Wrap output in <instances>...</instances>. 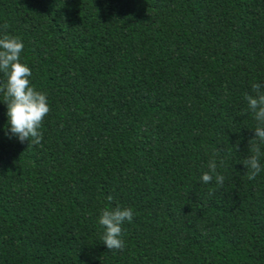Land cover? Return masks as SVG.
I'll return each instance as SVG.
<instances>
[{"label":"trees","instance_id":"trees-1","mask_svg":"<svg viewBox=\"0 0 264 264\" xmlns=\"http://www.w3.org/2000/svg\"><path fill=\"white\" fill-rule=\"evenodd\" d=\"M5 33L51 111L29 145L0 94V264H264V170L241 163L264 0H0ZM214 152L223 186L202 181Z\"/></svg>","mask_w":264,"mask_h":264},{"label":"clouds","instance_id":"clouds-1","mask_svg":"<svg viewBox=\"0 0 264 264\" xmlns=\"http://www.w3.org/2000/svg\"><path fill=\"white\" fill-rule=\"evenodd\" d=\"M3 27L7 29L8 26L5 24ZM23 50L24 43L19 36L0 35V73L6 78L0 80V94H3V101L7 104L9 136L18 137L20 142L29 141V145H39L43 139L40 129L51 108L47 94L31 84L32 69L21 61ZM251 87L253 94H245V99L257 124L254 127L255 136L249 141L252 155L241 163L247 167L248 178L255 179L264 170L261 164V157L264 156L261 150V145H264V84L255 82ZM217 155L213 153L208 163L209 171L203 173L202 181L208 184L214 180L218 186H223L225 177L217 172ZM107 199L111 201L112 196ZM133 218L131 208L117 206L102 210L98 223L104 228L101 239L108 249L122 250L126 246L122 226Z\"/></svg>","mask_w":264,"mask_h":264}]
</instances>
